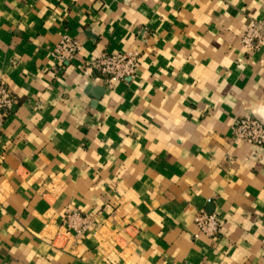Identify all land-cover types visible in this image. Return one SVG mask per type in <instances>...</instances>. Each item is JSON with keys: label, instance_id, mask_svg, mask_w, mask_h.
I'll return each instance as SVG.
<instances>
[{"label": "crops", "instance_id": "crops-1", "mask_svg": "<svg viewBox=\"0 0 264 264\" xmlns=\"http://www.w3.org/2000/svg\"><path fill=\"white\" fill-rule=\"evenodd\" d=\"M264 0H0V81L16 104L0 130V264H264ZM62 35L81 44L60 66ZM139 52L133 80L80 68ZM93 219L73 245L61 219ZM215 215L218 238L193 216Z\"/></svg>", "mask_w": 264, "mask_h": 264}, {"label": "built area", "instance_id": "built-area-1", "mask_svg": "<svg viewBox=\"0 0 264 264\" xmlns=\"http://www.w3.org/2000/svg\"><path fill=\"white\" fill-rule=\"evenodd\" d=\"M242 49L247 53L257 52L264 43L262 24L259 21H250L239 36ZM81 52V44L77 40L62 35L52 50V57L60 66L76 62ZM140 54L130 50L122 54H102L91 61H84L80 68L96 72L109 86L133 80L139 67ZM16 104L14 93L0 81V130L2 125ZM231 135L237 142H243L257 150L264 146V124L258 120L242 116L234 120ZM196 231L207 238H218L222 232V225L215 215L198 212L193 216ZM64 234H56V239H63L67 245H73L85 236L93 227L94 221L77 211H66L61 219Z\"/></svg>", "mask_w": 264, "mask_h": 264}, {"label": "water", "instance_id": "water-1", "mask_svg": "<svg viewBox=\"0 0 264 264\" xmlns=\"http://www.w3.org/2000/svg\"><path fill=\"white\" fill-rule=\"evenodd\" d=\"M255 119V118H254Z\"/></svg>", "mask_w": 264, "mask_h": 264}]
</instances>
